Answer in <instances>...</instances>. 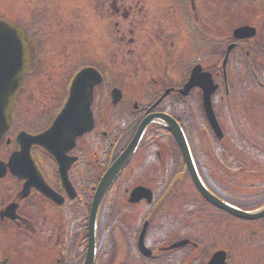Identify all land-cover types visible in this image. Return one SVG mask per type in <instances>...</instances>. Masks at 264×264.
Masks as SVG:
<instances>
[{"label":"rangeland","instance_id":"rangeland-1","mask_svg":"<svg viewBox=\"0 0 264 264\" xmlns=\"http://www.w3.org/2000/svg\"><path fill=\"white\" fill-rule=\"evenodd\" d=\"M24 1L23 4H26V6L29 5L27 10L24 5H21L22 0H0V16H10L14 18L12 16L13 14L14 16L29 18L31 23L29 30H31L32 33L39 32L38 34L36 33L37 38L45 39L39 41L42 42L39 43V49H42L41 58L37 63L34 73L29 76L25 85V87H29L31 90L30 92L27 90V92L24 93V98L27 100L24 112L34 116L29 120L30 122H34L37 116L41 115V118L33 125H37L38 122L45 120L53 110L61 104L62 99L64 98V87L65 89L68 87L75 72L85 65L100 64L101 68L104 67L109 69L110 78L108 79L112 80V85H117L119 88H122L123 96H125L126 100H129L127 103L130 110L134 107V103H137L140 106L149 103V101L147 102L146 100V96L143 97V92L145 93V88L152 77L157 80L158 86H162L166 83L162 81L161 76H155L154 72H150L148 66V59L151 61V54L148 52L150 42L148 39L143 38L144 31H141L142 38H140V42L142 43L139 44L137 49H135L134 45L128 46L129 34L127 31L129 27L123 26L124 20L121 15L119 18L121 25L119 24V32L116 33L115 28L109 26L110 20L112 19L111 12L107 11L106 6H101L96 0L93 3L89 0ZM42 8L45 11L44 15V12L40 13ZM46 11H53L54 14H46ZM101 16H104L103 20L101 19ZM37 20L42 22L43 28H41V25H35ZM51 21H54L53 28H45V25ZM216 26H219V24ZM213 30L216 31L215 26L213 27ZM123 33H126V37H123ZM146 43L147 45H144ZM208 46L209 44L204 47L199 46L197 49L198 52L201 51L202 56L206 54L204 59L205 65H210L208 59L214 57L215 52L217 51L216 46L211 47L210 49H208ZM133 48L135 49L134 51H132ZM175 57L178 61L183 59L181 49L176 52ZM184 66L185 63H180V67L183 68ZM180 74L182 75V73ZM178 78L179 76H174L169 73L164 80H170L172 83H175V80ZM238 82L240 83V81ZM168 85L174 84L168 83ZM159 88L160 87H157V90ZM137 91H139L138 93L142 92V95L137 96ZM260 99L264 104V95L260 97ZM109 110L114 112L116 109L109 108ZM220 111L221 109H219V112ZM257 114L258 112H256V116L258 117ZM22 115L23 112L21 110L17 116L20 117ZM191 121L193 122L192 128H190L192 133L191 141L193 147L196 145L199 160L204 161L206 158H204L202 154H205L207 149L212 145L207 137L206 141L201 137L200 143L196 144L195 137L197 131L204 135L203 132L207 128L204 124L197 123L194 118ZM257 121L259 124L261 122V124L264 125V118H257ZM251 141L256 144L258 143V139H252ZM242 155L246 156V161L249 165H253L254 162L251 159L254 155L253 153L249 152ZM215 157V154L211 155V158ZM211 158L206 159L204 162H206L209 172H214L215 174V171H217L218 168H221V163L215 162ZM203 171H205L204 168ZM86 176V172L84 171L83 178H86ZM215 177V184L218 187L226 184L227 181V187L230 188L229 194L236 199L241 198L243 194L241 190L230 185V181L241 180L242 184L245 182V185L248 186L258 178V176L253 177L244 172H241L240 174L231 171L220 173L219 175H215ZM119 189L121 195H125L123 191L124 188L119 187ZM190 189L189 181L184 177L183 180L177 184L174 192L167 197L169 203L164 205V211H174L176 210L175 206L178 205V203L189 200V197H185V194L186 196L190 195ZM115 195L116 191L111 194V198ZM258 201L259 199L249 198L245 199L244 202H247L248 205H250L253 202ZM119 202L120 199L117 197L109 208L104 207L105 209L103 208L104 213L102 214V219L100 218L99 247L101 248V252L105 250L103 252L104 254H102V264H113L115 262L116 250H114L112 245V239L111 243L107 241L109 236H105L106 232L112 233L111 230H118L120 237L124 240V244H126L124 239V227L130 225V227H135L136 229V227H140L142 223L141 216L143 215H141V211L143 210V207L139 206H133V209H128L131 212L121 214L122 219L116 218L114 221L111 218L112 209L116 206H120ZM24 211L26 213L29 211L26 206L24 207ZM205 211L209 214L207 210ZM36 213L37 212L34 214L36 215ZM34 214H31L30 216L33 217ZM40 214L41 213L39 212L38 215ZM219 216L221 218L217 217L215 219V226L208 223L207 225L201 223V226H199L200 222L207 221L204 220L203 215L200 219L193 217L191 220H187L185 223L183 222L184 228L189 230L180 234L179 237L188 238L191 241H194L198 244L199 251L203 253L206 251V255L208 256L213 250H215V248H227L230 264H260V262L264 260V233H260L259 235L256 233L252 236L254 239L249 242L247 238H244V233L241 230L244 222L227 218L225 215ZM163 218V214L158 213L155 218L150 220V232H152V234L158 232L157 229L161 226ZM214 218V216L211 217V219ZM197 227L200 228V231H198L200 237L198 238L196 235L197 232L193 231V229L196 230ZM76 232L77 230L75 233ZM206 233L209 235L208 239H204L202 236ZM25 237L27 236L9 229L7 241L0 242V251L4 248L9 249V264H52L53 255L56 254V250L52 249L51 246L47 247L45 250L36 247V252H30L31 248L23 246V243L20 242V240ZM107 242H109V246ZM106 245L107 247L104 248L103 246ZM16 249H20V251L17 252L18 250ZM197 253L199 254L200 252ZM192 258L193 256H191V259ZM118 264L135 263L128 257L126 260L119 261ZM188 264H194V262L192 263L191 261Z\"/></svg>","mask_w":264,"mask_h":264},{"label":"flooded vegetation","instance_id":"flooded-vegetation-1","mask_svg":"<svg viewBox=\"0 0 264 264\" xmlns=\"http://www.w3.org/2000/svg\"><path fill=\"white\" fill-rule=\"evenodd\" d=\"M95 2V0H89ZM101 6L105 7L107 11L111 12L110 27H114L116 33L119 32V18L120 15L124 20L123 26L129 27L127 33L129 34V46L139 47L141 31H144L143 38L148 39L149 49L148 52L154 54L153 58L156 62L164 63L158 68L164 73L169 69L171 74H178L179 62L175 54L181 49L183 59L185 55L191 56L193 50L196 48L195 44L198 39L210 41L212 43H224V48H227L228 57L225 68L221 65L219 70L216 63L208 60L210 65H205L202 61L204 58L198 59L195 63H190L187 70L190 72L192 67L200 63L203 70L209 71L212 75L227 74V87L226 94L230 93V87H236L235 77H240L239 87H249L245 93V98L242 103V109L245 113V127L258 134V137H264V129L257 127V118H254L255 112L264 113V104L260 97L264 95V0H96ZM22 2H25L22 0ZM25 6V5H24ZM41 13V10H40ZM49 14L53 15L54 12L50 11ZM104 16H101L103 20ZM12 19V18H11ZM21 24L22 21L14 19ZM127 21V23H126ZM37 20L35 25H40ZM54 26V21L50 22ZM99 24V22H98ZM219 26H216L218 25ZM121 25V24H120ZM251 26L254 31L252 36H235L234 30L240 26ZM216 27V31L213 27ZM219 32V33H218ZM126 37V33H123ZM198 38V39H197ZM120 39V38H119ZM144 45H147L144 44ZM228 47L229 51H228ZM134 48L132 51L135 50ZM153 51V52H151ZM223 54V56H224ZM234 77V78H233ZM160 78V77H159ZM161 79V78H160ZM152 83L157 84V80L152 77ZM160 83V82H159ZM175 87H182L183 81L179 83H172ZM174 85L166 86L163 84L160 87H171V92L177 93V88ZM148 87L145 88L147 90ZM220 87H218V90ZM99 88L95 93L99 92ZM137 96L142 95V92ZM160 96L162 95L159 94ZM122 97V94H120ZM134 96V95H133ZM20 97V96H19ZM143 97L145 93L143 92ZM189 100V93L186 96ZM164 100V99H163ZM201 96L193 101L198 106L200 104ZM120 101V100H119ZM119 103V102H118ZM138 104H134V108H138ZM45 123V121L43 122ZM16 127L12 125L9 132V141L3 142L0 145V161L7 162L12 152L17 150V144L13 140V133ZM257 127V129L255 128ZM264 128V127H263ZM252 129H255L252 130ZM80 138L70 155L77 157V160L69 170L68 175L71 176L74 168L79 164L81 155L79 152L81 146ZM35 146L31 147V153L37 150ZM247 151V150H246ZM44 154V153H43ZM45 155V154H44ZM258 158L261 161L256 163V170L260 174L264 171V147L259 148L257 151ZM46 156V155H45ZM50 162L48 165L52 166L51 172L54 176L55 165L49 157L46 158ZM232 162L237 167L244 170V160L232 157ZM37 167L43 175L45 181L57 192L63 195V199H59L60 205H56L52 201L42 196L35 188H24L25 180H20L17 176L13 175L9 170H5L0 175V242L7 241V234L9 229L16 231L21 235L27 237L20 240L23 246L31 248L30 252L37 251V244H42L51 238L50 229L56 231V222L63 218L64 207L68 200L65 199L66 193L60 186L56 185L55 179L52 181L47 177L44 167ZM72 181V180H71ZM252 197L264 200V180H260L256 189V194L251 192ZM244 198L245 195H243ZM250 198V196H248ZM247 199V198H246ZM142 202V201H140ZM151 206V202H146V205ZM29 210L27 213L24 207ZM35 212L36 215L34 214ZM39 212L41 213L40 215ZM34 214L33 217L30 215ZM261 220L264 221V218ZM64 236L61 226H58V233L53 241L47 242L45 247H50L51 244L64 245L60 240ZM128 250V249H127ZM123 249L124 253L117 248L116 254L118 258H130L133 260L131 250ZM153 253L150 258L155 264H163L175 262L178 254L175 250H163L161 248L153 247ZM137 253L139 251H136ZM38 254V253H37ZM2 256V257H1ZM0 264H7L9 257V249L4 248L0 251ZM172 259V260H171ZM66 256L60 253L59 258L54 261V264H66Z\"/></svg>","mask_w":264,"mask_h":264},{"label":"water","instance_id":"water-1","mask_svg":"<svg viewBox=\"0 0 264 264\" xmlns=\"http://www.w3.org/2000/svg\"><path fill=\"white\" fill-rule=\"evenodd\" d=\"M33 58V45L26 31L15 23L0 19V141L10 123L12 105L21 90L26 75L30 72ZM197 76L198 74L184 88V92L196 83ZM100 79V75L94 69H83L80 71L72 82L69 98L64 108L55 118L51 127L40 135L32 137L34 142L42 145L60 163V174L64 180L65 173L62 166L64 154L72 146L76 135L88 131L92 127V117L89 109L92 100L91 93L92 87ZM201 87L204 89V104L209 114V120H211V124L215 128L214 130L218 133L215 117L210 106V94L213 92L214 87H211L208 83L201 84ZM154 119L162 120L174 135L182 151L193 183L208 201L242 218L254 219L264 215V210L256 213H247L213 196L203 185L197 174L187 140L179 124L168 115L158 114L148 116L140 123L124 151L104 173L95 190L88 220V249L84 264H93L95 222L100 202L112 181L133 155L145 127ZM218 135L220 136L219 133ZM28 159L26 157V160ZM12 161L15 163V158ZM65 185L67 186V183ZM39 188L43 190L45 195L53 197L52 192H47L41 186ZM142 197L150 199L151 192L147 188L137 187L132 190L130 200L134 201ZM140 242L142 243V235ZM184 243H186V240L177 242L172 246L182 245ZM223 260L224 253L216 252L208 264H225Z\"/></svg>","mask_w":264,"mask_h":264},{"label":"trees","instance_id":"trees-1","mask_svg":"<svg viewBox=\"0 0 264 264\" xmlns=\"http://www.w3.org/2000/svg\"><path fill=\"white\" fill-rule=\"evenodd\" d=\"M148 138H150V135L148 134Z\"/></svg>","mask_w":264,"mask_h":264}]
</instances>
